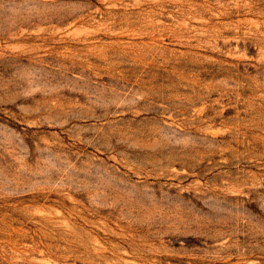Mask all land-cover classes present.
<instances>
[{
  "label": "rangeland",
  "instance_id": "rangeland-1",
  "mask_svg": "<svg viewBox=\"0 0 264 264\" xmlns=\"http://www.w3.org/2000/svg\"><path fill=\"white\" fill-rule=\"evenodd\" d=\"M0 264H264V0H0Z\"/></svg>",
  "mask_w": 264,
  "mask_h": 264
}]
</instances>
